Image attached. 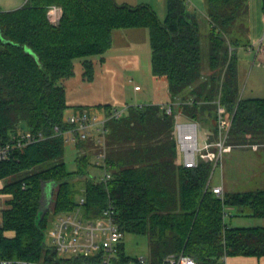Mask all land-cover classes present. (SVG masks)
<instances>
[{
  "label": "trees",
  "instance_id": "16d2710c",
  "mask_svg": "<svg viewBox=\"0 0 264 264\" xmlns=\"http://www.w3.org/2000/svg\"><path fill=\"white\" fill-rule=\"evenodd\" d=\"M211 31L201 32L199 13L187 0H167L161 20L148 4L130 6L116 0H27L19 8L0 7V145L20 132H43L47 138L30 144L0 161L4 192L12 194L0 225V259L55 261L47 231L58 215L68 213L85 197L86 218H96L112 202L116 222L124 233L147 235L150 264H163L167 255L184 253L200 264H221L223 256H264V225L232 226L225 210L264 218V187L225 191L212 189L213 164L200 160L197 167L178 162L175 117L161 104L130 105L126 114L106 122V159L111 178L92 172L102 151L95 138L79 139L76 168L64 160L69 144L56 126L71 125V107L63 80L76 74L81 61L84 76H95V60L113 46L116 29L145 28L152 50V73L168 83L175 112L216 129L221 99L232 117L228 142L233 146H264V98L241 95L238 69L230 46L238 39L228 33L249 8V0H206ZM62 9L58 24L48 16L50 7ZM264 9V0H263ZM203 36L209 38V63L203 65ZM89 57V58H88ZM112 104L95 110L110 115ZM76 106L75 111L85 110ZM92 110V109H91ZM90 110V111H91ZM44 183L52 186L51 208L43 211ZM49 194V190L47 192ZM80 199V198H79ZM6 231H14L9 237ZM55 254V256H54ZM138 262L120 244L119 264ZM89 263L79 259L76 264ZM58 263L73 264L70 258Z\"/></svg>",
  "mask_w": 264,
  "mask_h": 264
},
{
  "label": "rangeland",
  "instance_id": "374dc122",
  "mask_svg": "<svg viewBox=\"0 0 264 264\" xmlns=\"http://www.w3.org/2000/svg\"><path fill=\"white\" fill-rule=\"evenodd\" d=\"M22 1V0H21ZM20 0H0L4 6H15ZM191 5L197 8L201 32L203 35L210 33L211 22L206 13V0H191ZM7 5V6H6ZM158 15L164 20L167 13V5H157ZM136 31H139L138 34ZM144 31V32H142ZM145 28L116 29L113 31V46L104 54L106 61H101L100 55L91 56L95 60V76L92 80L84 76V68L78 58L76 74L62 81L67 90L68 102L71 107L66 110L69 116L76 106H81L91 111L98 104H139L155 100L168 99L167 81L157 78L152 73V50L149 40L145 39ZM122 33V34H121ZM126 33V34H124ZM131 33V34H129ZM231 39H238L239 46H230L229 54L235 55L241 95L246 98H264V9L263 0H249V8L243 12L235 22L233 30L228 33ZM147 40V41H146ZM147 42V48L145 44ZM203 65L209 63V38L203 36L202 43ZM144 45V46H143ZM134 46L143 50L138 53ZM140 54V55H139ZM89 58V57H88ZM141 86L136 90L135 86ZM104 113L98 111L97 113ZM218 122L217 118L215 120ZM211 133V139L216 138V132L210 125H203L200 132V143H204V136ZM256 148H258L256 146ZM255 146H233L228 142L222 163L213 170L212 184L225 182L231 191H246L264 187V146L256 149ZM77 149L73 143L66 145L64 160L69 170L76 168ZM182 156L179 160H182ZM93 173L99 176L104 170L93 169ZM42 210L51 208V195L53 187L44 183ZM80 196L78 197L79 200ZM234 208L232 216H227L229 224H242L254 226L262 224L259 217L236 212ZM239 218V219H237ZM234 219V221H231ZM236 219V220H235ZM54 225L47 231V242L52 245ZM125 251L136 258L148 256L150 251V239L147 235L128 232L124 237ZM233 256H229V264H234ZM131 264H136L134 261Z\"/></svg>",
  "mask_w": 264,
  "mask_h": 264
},
{
  "label": "built area",
  "instance_id": "2783aa9c",
  "mask_svg": "<svg viewBox=\"0 0 264 264\" xmlns=\"http://www.w3.org/2000/svg\"><path fill=\"white\" fill-rule=\"evenodd\" d=\"M191 5V0H187ZM62 9L58 6L50 7L48 16L53 24H58L62 17ZM136 90L141 86L136 85ZM217 105V126L214 130L216 138L211 139V133L204 136V143H200V132L202 124L196 120L186 118L182 113L175 112L179 105L177 101L162 103L165 112L175 117L174 133L178 143L179 153L182 154V164L186 167H197L200 160L210 161L213 170L222 163L224 153L228 145L229 131L232 125V117L227 115V109L221 99L215 101ZM135 105H144L135 104ZM130 104L113 107L111 114L88 109L73 112L67 116L71 125L63 130L56 126V132L65 136L67 142L76 143L79 139L95 138L101 145L102 151L97 154V163L104 165V174L101 180L107 182L111 178V171L106 166L107 153L106 133L108 129L106 122L111 119H120L128 111ZM47 138L43 132H20L14 134L9 141L0 145V161L14 156L18 151H23L30 144ZM213 191L224 198V187L222 184L213 185ZM85 197H80L76 207L68 213L60 214L54 222L52 249L55 251V261L46 259H0V264H59L58 259L70 258L73 264L79 259H89L84 264H119L118 257L120 244L124 241L125 233L116 222L115 206L110 202L103 209L100 216L86 218L82 206ZM230 215L229 209L225 210L224 218ZM221 264H228V256H223ZM136 264H150L148 256L138 257ZM64 264V263H61ZM163 264H200L194 257L184 253H171L167 255Z\"/></svg>",
  "mask_w": 264,
  "mask_h": 264
},
{
  "label": "crops",
  "instance_id": "0c3cea01",
  "mask_svg": "<svg viewBox=\"0 0 264 264\" xmlns=\"http://www.w3.org/2000/svg\"><path fill=\"white\" fill-rule=\"evenodd\" d=\"M26 1L27 0H22L19 4H16L15 6H7L6 5L7 7H4L0 3V7L2 9H5V10H12V9H16V8L22 7L26 3ZM116 1L118 3H120V4H127V5H130V6H137V5H140V4H148L157 12V14H158L157 5H160V4L164 5V3H166V5H167V0H116ZM190 7L191 8H195L193 6H190ZM167 12H168V6H167ZM206 13H207V5H206ZM166 15H167V13H166ZM165 18H166V16H165ZM138 32L139 31H136L137 34H138ZM142 32H144V31H142ZM145 32H146V33H144V35L146 37L145 39L149 40V42H150L149 31L147 30ZM124 34H126V33H124ZM129 34H131V33H129ZM145 48H147V42L145 44ZM134 49L136 51H138V53H140V51L143 50L140 46L139 47L134 46ZM104 61H106V58L104 59ZM167 91H168V99H166V100H161V101L155 100V101H152V102L151 101L148 102L146 100L145 102H141L139 104H142V103L143 104H147V103L162 104V103L169 102L170 101V95H169V90H168V83H167ZM255 148H256V146H255ZM256 149H258V148H256ZM181 156H182V154L179 153V157H181ZM179 157H178V162L182 163V160H179ZM218 184H222L223 185L224 191L236 192V191H231L232 188H230L223 181L221 183H216V184H213V185H218ZM4 186H5V180L0 179V225H2V223H3L4 210L6 208L10 207L9 201L13 198L12 194L3 191ZM233 211H234V208H229V212H230L231 216L233 214ZM236 212H240V211H236ZM237 219H239V218H237ZM261 220L263 221L262 224H257V225H254V226L264 225V218H261ZM226 221H228L227 218H226ZM231 221H234V219H232ZM232 226L251 227V226H246L245 224H242V221L239 224L237 222V224H233ZM5 234L7 236H9V237H13L15 235V232L14 231H6ZM233 258H234L233 259L234 260V264H264V256H260L259 257V256H254V255H237V256H233ZM228 264H229V257H228Z\"/></svg>",
  "mask_w": 264,
  "mask_h": 264
},
{
  "label": "water",
  "instance_id": "95a60500",
  "mask_svg": "<svg viewBox=\"0 0 264 264\" xmlns=\"http://www.w3.org/2000/svg\"><path fill=\"white\" fill-rule=\"evenodd\" d=\"M48 195H51V192Z\"/></svg>",
  "mask_w": 264,
  "mask_h": 264
}]
</instances>
